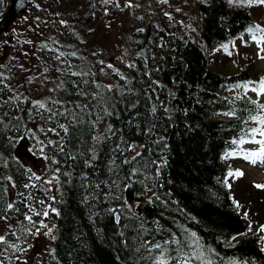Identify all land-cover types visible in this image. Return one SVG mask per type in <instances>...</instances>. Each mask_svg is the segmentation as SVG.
<instances>
[{
	"label": "trees",
	"instance_id": "1",
	"mask_svg": "<svg viewBox=\"0 0 264 264\" xmlns=\"http://www.w3.org/2000/svg\"><path fill=\"white\" fill-rule=\"evenodd\" d=\"M253 8L264 10V6ZM199 10V38L207 45L247 41L248 27L264 24L226 0L202 2ZM17 21L13 44L0 58V75L6 77L0 83V215L7 216L0 221L11 228L6 230L7 242L13 227L21 240L30 237L20 229L21 224L32 228L24 219V205L25 196L33 194L45 202L37 203L38 210L43 211L48 201L58 212L49 210L44 220L55 229L56 239L50 246L55 259L46 250L39 264H158L160 254L176 257L177 248L189 253L197 242L211 264H264L256 230L248 231L250 223L229 199L225 177L236 169L223 157L240 148L233 140L239 141L245 130L256 127L245 123L254 108L249 101L256 99L236 85L258 81L264 73H253L246 63L236 73L221 74L208 66L204 50L187 36H166L153 29L146 56L138 53L137 45L148 31L145 35L134 32L125 42L124 56L108 67L104 45L97 39L95 4L90 0H29L27 12ZM73 52L60 60L53 58ZM129 57L131 62L126 63ZM98 90L105 104L93 98ZM9 95L14 104L4 103ZM34 101L44 102L52 111L67 109V114L48 120L49 113L35 108ZM229 112L234 114L225 115ZM57 121L69 126V135L57 127ZM22 139L27 153L38 152L43 158V174L35 172L30 155L29 162L16 155ZM49 140L62 142L63 152L49 145ZM37 141L42 142L43 154ZM53 159L58 163H52ZM35 176L57 177L53 180L57 201L49 198L50 184ZM130 185L139 214L127 200ZM20 192L25 196H19ZM9 202L14 205L12 211H6ZM32 218L39 227L42 217ZM171 240L180 243H165ZM154 243L167 251L150 248ZM3 245L4 263L11 252Z\"/></svg>",
	"mask_w": 264,
	"mask_h": 264
},
{
	"label": "rangeland",
	"instance_id": "2",
	"mask_svg": "<svg viewBox=\"0 0 264 264\" xmlns=\"http://www.w3.org/2000/svg\"><path fill=\"white\" fill-rule=\"evenodd\" d=\"M44 1L46 2L49 0ZM206 1L208 0H168V3H161L159 0H109L108 3H105L104 0H90V2L95 4V18L97 23L96 32L98 34L97 39H101V42L104 45V49L102 50L103 55L106 56L112 67L116 66L115 64L117 58L124 56L122 51H124V47L127 45L125 42L130 37V34L138 32L139 35H145L146 31L153 29L157 32L162 31L163 33H167H164L166 36L170 34L187 36L188 39L197 43L204 50L208 58V66L212 70L221 74L229 75L236 73L242 65L246 63L248 68L253 73L263 74L264 60L257 58L258 48L251 40V35L248 37L247 43H245L246 41L243 39L238 40L233 44L227 43V51H225L222 47V45L226 43L216 42L211 45H207L200 40L199 31L201 13L199 5ZM226 1L229 3V0ZM129 3H131L133 7H128L127 5ZM7 4L8 0H6V6ZM229 5L234 8H242L246 12H252L257 21H262L264 23V10L262 8L255 9L253 6L247 7L230 3ZM177 8H179L180 11H177ZM165 13H169L171 19H169ZM2 14L3 11H0V18ZM261 26L264 27V24H261ZM140 29H143V31H139ZM144 39L145 36L142 38L141 42L138 43L137 47L144 41ZM1 42L0 58L2 57L4 48L9 45L6 36H3ZM146 51H151L148 43L146 44ZM125 62H131L130 57L126 58ZM10 87H12L11 84L8 88ZM14 87H20L18 81H16ZM8 92L10 91L8 90ZM249 94L254 99H257L254 92L249 90ZM260 102H264V97L260 98ZM24 146L25 140L22 139L20 145L17 147L16 155L20 156L23 162H29L27 155H30L31 161L35 166H32L34 167L35 172L38 171L39 174H43L45 169L43 158L39 157L38 152H35L34 154L27 153ZM258 147V145L252 143H244L241 144L238 150L229 152L237 153V155L228 156L229 153H227L224 154L223 157L225 160H230L232 162L236 171L239 170L242 173L241 176L237 177L234 175L228 179L227 189L229 199L233 203L239 216L251 224L260 239L261 236H264V233L259 232L260 225H264V189H258L254 185H264V164L257 163L256 165H253L243 158V153L245 151L256 150ZM32 179L34 178L32 177ZM45 179L50 180L48 176H43L41 178L43 182ZM31 182L33 181H29L30 186L33 185ZM51 184L49 198L51 199L54 197L55 201H57V186L53 181ZM28 192H31V187L28 188ZM126 194L131 209L134 210L135 213L139 214V205L133 199L132 185L128 187ZM27 196L31 198L25 200V204H31L37 209L38 200H36L35 196L33 194ZM237 202L240 205L239 208L236 206ZM52 204L47 201L46 206L48 207L50 205L53 208ZM25 208L27 210L25 214L31 215L29 209L26 206ZM245 212L248 213L247 217L243 215ZM3 221H0V235L5 236L7 231H10L11 228H7ZM12 231L15 233L14 227ZM46 231L47 229H42L40 231V237L30 236L27 240L17 239L14 235L12 238L10 237L11 240L8 244H18L22 248H27V251L13 252V250L8 248L6 245L8 250L11 252L9 258H6V262L8 264H16L17 262V264H24V262H26L27 264L29 261V264H39L41 255L44 256L46 250H50L51 246L52 239L50 236L44 235V232ZM51 235L55 236L54 228H52ZM240 237L241 236L238 238ZM260 245L261 249L264 248V241H261V239ZM3 247L4 245L0 244V253L3 252L1 251ZM17 257H19V259H17ZM1 258L2 257H0V259ZM24 258H27V261ZM160 260H164L165 264H177L171 262L167 256H163V253L159 256L158 261ZM6 262L3 264H6Z\"/></svg>",
	"mask_w": 264,
	"mask_h": 264
},
{
	"label": "snow or ice",
	"instance_id": "3",
	"mask_svg": "<svg viewBox=\"0 0 264 264\" xmlns=\"http://www.w3.org/2000/svg\"><path fill=\"white\" fill-rule=\"evenodd\" d=\"M105 3H108L109 0H104ZM159 2L161 3H168V0H159ZM230 4H238V5H242V6H247V7H252V6H264V0H229ZM128 7H133V5L131 3H129L127 5ZM177 11H180L179 8L176 9ZM166 16L169 17V19H171V16L169 13H165ZM39 19V18H37ZM62 24H64L65 22L61 21ZM139 31H143V29H140ZM247 32L251 35V40L257 45L258 51H257V58L264 60V27H261L260 25H250L247 29ZM54 43H56V41H53ZM247 43V41L245 42ZM41 47H47V45H41ZM222 47L225 49V51H227L228 45L224 44L222 45ZM230 54V53H229ZM64 55H75V53H69V54H65V53H60V55H57L55 57H53L56 60H60L61 56ZM101 64H104L103 61H100ZM108 67H112V65H107ZM71 67V66H69ZM21 68H23V66L21 65ZM103 69H101L102 71ZM45 72H47V68H45L44 70ZM57 71H63V69L58 68ZM72 75H87V73H77V72H72ZM3 79H6V77H2V75H0V83L3 82ZM31 79V78H30ZM121 79H125L123 76H121ZM95 83V81H93ZM84 83H88V81H84ZM99 85H97V88L99 89ZM107 88L108 91H112V86L108 85L105 86ZM237 88H242L245 90H250L252 92L255 93L257 99L253 100V101H249L252 105H254V108L252 110H250L249 115L247 117V119L245 120V123L251 122L254 123L256 125V127H252V128H248L247 130L244 131V135L239 139V141L237 140H233L232 143L233 144H244V143H252L255 145H258L259 147L256 150H248L245 151L243 153V158L252 163L253 165H256L257 163L260 164H264V104L260 103V98L264 97V77H261L258 81H248L245 82L243 84H237L236 85ZM50 91H53L52 89H50ZM81 95H86L85 93H80ZM93 98L94 99H99V102L101 104H105L106 100L105 97L103 96V94L98 90L96 93L93 94ZM53 104H62L61 101L59 100H52ZM33 106L35 108H37L38 110L43 109L45 111H47L49 113V115L46 117V119L48 120H52L55 117H59V116H65L67 114V109H65L64 112H60V111H52L51 109H47L45 106L44 102L41 101H34L33 102ZM76 107H79L81 109H83L84 107H86L85 105H77ZM105 111H107V109L105 108ZM153 111H155V109H153ZM254 113V114H253ZM234 113L229 112V113H225V115H233ZM29 115H32L31 110L29 111ZM73 123L76 122V116L75 113H73ZM93 126H95V121L92 122ZM57 127L63 131L64 135H69V126L65 125L63 123H59L57 121ZM108 131H111V126L109 125V128L107 129ZM29 132H31V130H28ZM41 131H43V129H41ZM48 131L54 132L56 135H60L59 132L56 131V129L53 128H49ZM94 140L99 141L100 139H102L101 137H93ZM61 140H63V137H61ZM38 145H41L39 147V152L40 153H44V147L42 146V142L41 141H37ZM49 145L55 144V146L58 148L59 151L63 152L64 150V144L62 142H53L52 140L48 141ZM143 147V146H141ZM129 150H132L131 146L129 147ZM137 156L140 155V153L138 152L136 154ZM237 155V153H229L228 156H234ZM47 159V157H45ZM72 159H75V157H71ZM93 159H95V156L93 157ZM133 160L136 159V157L132 158ZM125 163H130L131 161L129 160H125ZM52 163H58V161H56L55 159L52 160ZM153 163H155V161H153ZM160 165H157V169H159ZM56 172H59V169L55 170ZM136 170H133V175H135ZM65 175H70V173H65ZM157 175H159V171H157ZM241 176L242 173L237 170L235 173H233L231 170H229V172L227 173V176L225 177V184L228 185V178L232 177V176ZM31 178V177H30ZM11 179V178H9ZM36 180H40L41 178L39 176H35ZM57 177L53 176L51 180L45 179L44 183H48L51 184L53 180H56ZM113 183H116V181H113ZM256 188L258 189H264V185H260V184H256L254 185ZM29 185H25V188H28ZM32 187H35V185H32ZM48 191H51V189H49ZM19 195L21 196H25L24 193H19ZM31 197L29 196H25V200L30 199ZM159 197H157L158 199ZM53 200V202H55V198L52 197L51 198ZM88 197L85 196V200H87ZM37 203H39L40 205H44V200H38ZM25 206L29 209V212L31 213V215L29 214H24V219L25 221L28 222L29 225H32V228H27L26 226H24L23 224H21V231L26 233V236H36L40 233L41 229H47L46 232H44V235L46 236H50V238L54 241L56 239L55 236L51 235L52 233V228H49V226L44 223V220L49 216V210L53 213H56L58 215V212L55 208H52L50 205L46 208H44L43 211H40L36 208H34L31 204L26 203ZM236 206L239 208L240 205L237 202ZM14 208V205L12 202H9L7 204L6 207V211H12ZM17 211H19L17 209ZM109 211H115L113 209H109ZM245 217H247L248 213H244L243 214ZM33 216H40L42 217V219L39 221V227L36 226L37 222L33 221L32 217ZM117 221H119V216L116 217ZM0 220H7V216L6 215H0ZM10 227V226H9ZM140 227L143 229L144 225L141 224ZM248 231H252V226L251 224H249L248 226ZM259 232L260 233H264V225H260L259 227ZM246 233H240L239 235H245ZM12 235L16 236L17 239H20L19 236H17L16 233H12ZM121 235H123V233H121ZM193 236H195V233L192 234ZM233 239H235V237H233ZM261 241H264V236L260 237ZM165 243H173V244H179L180 242L177 240H171V241H165ZM0 244H5L7 245L8 248H11L13 250V252H26L27 248H22L20 247L18 244H8V242L5 239V236L0 235ZM142 247L144 246L143 244L141 245ZM189 247L191 248L192 245H189ZM155 248L157 249H161L162 252H166L167 249H162L161 245L159 243H157L155 245ZM201 246L199 245V243L197 242L196 247L189 253H184L182 251L181 248H177L175 249V251L177 252V256L176 257H171L170 259H175L178 261H183V264H189V262L191 260H198L200 261V264H211L210 261L206 260L203 256V252L200 250ZM139 249H137L138 251ZM261 251H264V248L261 249ZM55 253V249H52L48 252V255L53 256V258L55 259L54 256ZM4 254L0 253V257H2ZM17 259H19V257H17ZM0 264H3V259H0ZM24 264H26V262H24ZM158 264H165L164 260H160L158 261Z\"/></svg>",
	"mask_w": 264,
	"mask_h": 264
},
{
	"label": "water",
	"instance_id": "4",
	"mask_svg": "<svg viewBox=\"0 0 264 264\" xmlns=\"http://www.w3.org/2000/svg\"><path fill=\"white\" fill-rule=\"evenodd\" d=\"M28 2L29 0H8V4L6 6V0H0V11H3L0 18V42L2 40V35L9 31V26L12 25L19 16L27 12ZM149 35L150 30H148L145 40L137 48L138 53L142 56H146V44ZM174 76L175 73L171 74V77ZM117 216L118 214L115 213V221H117ZM159 225L161 226L162 224L160 223ZM156 244L157 243L151 244L150 248L154 247ZM179 264H183V261ZM189 264L193 263L189 262Z\"/></svg>",
	"mask_w": 264,
	"mask_h": 264
},
{
	"label": "flooded vegetation",
	"instance_id": "5",
	"mask_svg": "<svg viewBox=\"0 0 264 264\" xmlns=\"http://www.w3.org/2000/svg\"><path fill=\"white\" fill-rule=\"evenodd\" d=\"M19 18V17H18ZM17 18V19H18ZM17 19L13 22V24L12 25H10L9 26V31L7 32V33H4L3 35H2V39H3V36H6L7 37V42H9V45L8 46H6L5 48H4V50L6 49V48H9L10 47V45H12L13 44V34H12V31L16 28V25H17ZM35 34H37L36 32H35ZM2 41V40H1ZM2 42H0V44H1ZM7 100V102H5ZM5 101H4V103H6V104H9V103H13L14 104V100H13V96L12 95H9V98L8 99H6ZM29 160V159H28Z\"/></svg>",
	"mask_w": 264,
	"mask_h": 264
},
{
	"label": "bare ground",
	"instance_id": "6",
	"mask_svg": "<svg viewBox=\"0 0 264 264\" xmlns=\"http://www.w3.org/2000/svg\"><path fill=\"white\" fill-rule=\"evenodd\" d=\"M155 248V247H154Z\"/></svg>",
	"mask_w": 264,
	"mask_h": 264
}]
</instances>
